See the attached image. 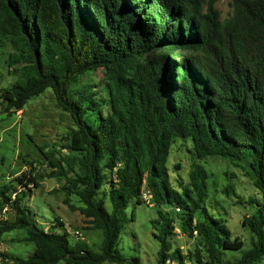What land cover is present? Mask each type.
Segmentation results:
<instances>
[{
    "label": "trees",
    "instance_id": "obj_1",
    "mask_svg": "<svg viewBox=\"0 0 264 264\" xmlns=\"http://www.w3.org/2000/svg\"><path fill=\"white\" fill-rule=\"evenodd\" d=\"M219 0H0V46L21 63L17 80L0 87V112L12 115L51 90L74 127L62 143L72 157L44 158L62 191L75 195L85 230L102 238L94 251L70 240L61 219L45 231L35 214L0 188L3 234L25 230L27 257L0 252V264H141L118 251L130 202L154 203L157 264H254L264 256V0H231L223 21ZM16 72V71H15ZM97 80V83H95ZM96 84V86H93ZM192 154L186 183L174 186L168 157L176 144ZM218 156L246 171L260 199L249 197L242 225L251 247L224 261L243 241L206 208L209 174L194 159ZM38 167L11 183L38 187ZM224 194H235L228 184ZM243 203L240 199L239 203ZM175 230L194 241L172 249Z\"/></svg>",
    "mask_w": 264,
    "mask_h": 264
},
{
    "label": "rangeland",
    "instance_id": "obj_2",
    "mask_svg": "<svg viewBox=\"0 0 264 264\" xmlns=\"http://www.w3.org/2000/svg\"><path fill=\"white\" fill-rule=\"evenodd\" d=\"M231 0H219L215 9L219 13L220 21L231 14ZM12 46L5 41L0 46V87H8L17 80L21 63H9V54L13 53ZM16 71V72H15ZM97 83V80H95ZM93 86H96L94 84ZM74 127L70 116L56 104L51 90H46L39 96L27 101L22 110L8 115L0 112V188L4 185L9 190L5 195L14 200L12 185L16 186L21 205L27 206L34 214L35 220L45 231H52L55 226L54 218H59L67 228L70 240L75 239L72 234L79 231L82 239L94 251L98 250L101 242V232L85 230V218L79 213L78 198L61 190L66 185L64 179H59L57 171L44 158L43 152H52L59 158L72 157L63 150L62 143ZM178 143L168 157L169 176L172 184L186 183L190 165L193 162L192 154L188 152L189 144ZM203 165L209 174L208 196L205 202L207 210L214 216L221 218L231 237L243 241L239 251L227 252L224 261L234 263L251 247V234L242 225L248 215L247 200L249 197L260 199L253 187L252 179L246 171L233 166L230 162L218 156H209L203 160L194 159ZM38 167L42 178L38 180V187H18L11 181L22 171H28L32 166ZM233 184L235 194L227 196L224 189ZM1 199V198H0ZM240 199L243 203H239ZM16 211L8 206H0V219L13 221ZM127 215L130 219L120 240L118 251L125 256L138 257L141 264H157L159 245L154 237L153 220L156 218L154 203L150 197L144 199V204L129 203ZM25 230H14L2 235L0 252L27 257L34 250L33 243L23 240ZM172 249L179 248L184 255L192 251L194 241L187 239L181 232L175 230L171 238ZM109 264V263H103ZM175 264V263H173ZM254 264H264L263 258Z\"/></svg>",
    "mask_w": 264,
    "mask_h": 264
},
{
    "label": "built area",
    "instance_id": "obj_3",
    "mask_svg": "<svg viewBox=\"0 0 264 264\" xmlns=\"http://www.w3.org/2000/svg\"><path fill=\"white\" fill-rule=\"evenodd\" d=\"M146 197H147V196H144L145 199H146ZM148 197H149V196H148ZM72 236H73L76 240H78V239L81 240V239H82V237H81L79 231H74L73 234H72Z\"/></svg>",
    "mask_w": 264,
    "mask_h": 264
}]
</instances>
